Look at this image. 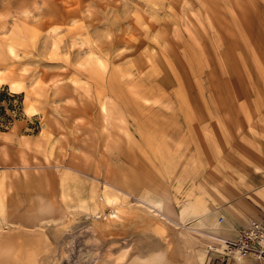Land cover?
Returning a JSON list of instances; mask_svg holds the SVG:
<instances>
[{
  "label": "rangeland",
  "instance_id": "1",
  "mask_svg": "<svg viewBox=\"0 0 264 264\" xmlns=\"http://www.w3.org/2000/svg\"><path fill=\"white\" fill-rule=\"evenodd\" d=\"M263 162L264 0H0V234L34 264L138 263L153 211L204 232L213 175Z\"/></svg>",
  "mask_w": 264,
  "mask_h": 264
},
{
  "label": "bare ground",
  "instance_id": "2",
  "mask_svg": "<svg viewBox=\"0 0 264 264\" xmlns=\"http://www.w3.org/2000/svg\"><path fill=\"white\" fill-rule=\"evenodd\" d=\"M118 199L119 198L115 195H104V202L107 206L115 205ZM152 216L153 222L151 230L159 239L158 241H162L164 245L161 246V250H158L156 253L153 252L154 254H152L150 252L151 255H147L144 260L138 261V263L130 262L129 264H190V261H193L192 263L194 264L202 263L206 256V251L212 248L214 244V239L208 233H213L217 229L216 226H211L210 219L201 218V223L197 225V227L202 228L204 232L194 234L188 231V229L184 230L176 225L170 224L160 214L153 213ZM114 217L117 218V216ZM171 225H173V227ZM193 235H196V239L190 240L189 237H194ZM10 239L12 238H6V236L0 234V264H34L38 254L40 252H45L46 248H48V243L44 242L43 239L40 240L39 237L29 251H27V249H25L26 246L24 247L20 242H9ZM31 241L30 243L32 244L33 242ZM19 243L20 245H18ZM226 243L227 241L225 242V247ZM125 255V253L121 254L116 258L114 263H121L122 259L126 257ZM244 261L245 259L242 257H235L236 264H242Z\"/></svg>",
  "mask_w": 264,
  "mask_h": 264
},
{
  "label": "crops",
  "instance_id": "3",
  "mask_svg": "<svg viewBox=\"0 0 264 264\" xmlns=\"http://www.w3.org/2000/svg\"><path fill=\"white\" fill-rule=\"evenodd\" d=\"M244 166L245 167L242 169L232 168V170L220 171V174L216 173L213 175L212 192L205 206L206 210L204 211L207 212L202 215V219L207 218V216L213 212V215L210 216L211 226H216L217 229L215 232L208 234L214 239L212 247L214 250H220L224 242L221 231L226 228V224H219L218 219L221 218V223H224L226 212L230 211L236 216V221H233V226L237 234L236 238L241 229L246 227L250 221L259 218L264 213V186H262L264 182V162L259 164L257 168L249 167L248 165ZM159 203L160 202H155L153 205L159 208ZM152 213L160 214L166 221L172 224L171 221L168 220L167 214L160 209ZM202 219H199L197 224L193 226L197 227ZM177 220L183 221V218ZM179 227L184 230L188 229V231L192 232L188 227ZM192 233L199 234L195 232ZM193 236L194 237L190 236L189 239H196V235ZM205 258L201 264H203ZM217 258L218 256L213 259L214 261H212V263L221 264ZM192 262L193 261H190V264H194ZM242 264H249V261L245 260Z\"/></svg>",
  "mask_w": 264,
  "mask_h": 264
},
{
  "label": "built area",
  "instance_id": "4",
  "mask_svg": "<svg viewBox=\"0 0 264 264\" xmlns=\"http://www.w3.org/2000/svg\"><path fill=\"white\" fill-rule=\"evenodd\" d=\"M223 252L226 258L239 256L249 264H264V213L241 229L234 241L227 242Z\"/></svg>",
  "mask_w": 264,
  "mask_h": 264
}]
</instances>
